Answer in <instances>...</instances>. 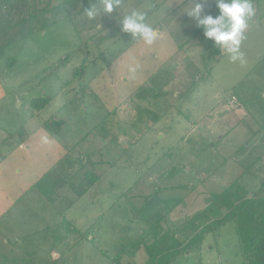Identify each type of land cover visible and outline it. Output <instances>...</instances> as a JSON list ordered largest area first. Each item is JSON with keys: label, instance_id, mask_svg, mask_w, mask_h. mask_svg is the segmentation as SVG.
<instances>
[{"label": "rangeland", "instance_id": "1", "mask_svg": "<svg viewBox=\"0 0 264 264\" xmlns=\"http://www.w3.org/2000/svg\"><path fill=\"white\" fill-rule=\"evenodd\" d=\"M28 2L29 7L17 6L38 9L37 0ZM90 2L98 0H53V10L28 27L32 35L0 58L4 264H110L117 230L126 225L133 227L131 238L138 242L123 263L144 264L142 244L155 237L149 228L166 212L162 207L145 218L134 215L131 189L146 176L170 193L193 189L210 195L239 184L249 192L250 207L264 212V0H251L254 15L241 43L243 64L231 62L222 50L216 58L207 55L213 42L204 34L179 51L197 25L185 14L176 15L177 0H124L122 10L155 5L148 22L159 32L151 47L121 32L116 12L90 20L84 11ZM181 3L182 11L187 0ZM2 8L4 16L7 9ZM215 10L216 0H208L205 12ZM19 17L13 14L16 22ZM10 58L15 65L8 64ZM137 64L130 78L128 69ZM148 85L167 98L152 99L147 89L150 103L140 101L136 94ZM37 97L52 101L34 116L31 101ZM47 120L53 126L60 123V132L47 129ZM105 125L113 145L102 151V160L112 165H105L99 180L80 195L91 183H85L84 174L94 171L92 162L102 153L97 142L91 145L85 137ZM23 139L28 143L19 147L15 140ZM175 168L172 179L160 180ZM49 170L61 185L53 203L30 190ZM89 229L90 237H84ZM175 264L251 263L237 224L230 221Z\"/></svg>", "mask_w": 264, "mask_h": 264}, {"label": "trees", "instance_id": "2", "mask_svg": "<svg viewBox=\"0 0 264 264\" xmlns=\"http://www.w3.org/2000/svg\"><path fill=\"white\" fill-rule=\"evenodd\" d=\"M37 3L39 5L38 9L29 12L27 9L21 7L24 5L29 7L28 0H0V58L5 56L8 48L17 45L25 37L31 36V24L38 21L41 17L48 15L49 11L53 10V0H37ZM2 7L7 9V13L4 16L2 15ZM15 12L21 17H19L20 20L18 22L13 19ZM217 14L218 10H215L212 15L216 16ZM28 27H30L29 32ZM188 34L183 43L179 45V51H183L184 45H187L195 37L202 35L203 30L196 27L194 30L189 31ZM220 51L212 43L208 48L207 55H212L213 58H216L220 55ZM8 61L9 65H15L16 63L15 58H10ZM196 72V70L193 72V76L196 75ZM75 74L77 75L78 72L76 71ZM147 89L152 91L154 95L152 99L161 100L162 98H167V94L157 89L155 85H148L147 87H141L136 94L140 101L146 100V102L150 103L145 95ZM51 101L52 97H37L32 99L31 107L34 116L47 108ZM152 125H154L153 122ZM45 126L51 131L60 132V123L53 126L47 120L45 121ZM148 129L144 132L146 133ZM96 131L99 132V135L95 133ZM96 131L88 134L85 137V142H90L91 145L97 142L96 144L99 146L97 150L107 153L113 145L110 144L113 142V139L111 138L109 126H101ZM25 140L15 141L21 147ZM91 148H94V146H91ZM103 152L99 155L100 159L97 162L94 161L95 159L92 162L95 168L94 171H88L84 174L83 178L85 179V183L88 181L91 183L87 184L83 191L78 192L80 195L88 192L90 187L99 180V172L105 171V165H109L108 167L112 165L102 160V157L104 158ZM88 154L91 153L87 152ZM177 172L178 170L175 168L174 172H170L160 180H170ZM55 175L51 173V170L47 171L30 190L36 189L52 203L55 202L56 192L60 185L58 177L54 178ZM146 177L148 178H143L142 181L140 180L141 183L138 180L131 189L132 193L130 198L133 203L131 208L134 215L145 218L152 212L154 213L158 209L161 210L160 208L162 207L166 212L149 228L155 237L150 242H144L142 244V253L145 257L144 264H175L182 255L185 256L201 247L208 233L215 232L220 225L230 221H235L237 224L240 244L246 258L251 264H264V212L259 211L257 207H250L252 201L247 198L249 192L242 185L233 184L222 193H213L210 195H199V192L193 189L190 192L188 190L189 186L182 187V189L188 190V192L182 191L181 193L173 191V193H170V188H167L169 189L167 191L163 187L157 188L155 183H149V176ZM146 187H148L147 192H145ZM161 194L163 197L159 198ZM183 203H186V207H188L184 211L180 206ZM178 208L182 211H179ZM200 208L202 210L197 215L192 218L189 217L185 221L181 220L183 216L190 215ZM132 228L131 225H126L120 226L117 230L116 246L113 250L115 255L110 257V264H124L123 261L127 257L129 249L137 244L138 240L131 238L132 232H134ZM90 232L91 229L82 235L84 237H90ZM0 264H4V262H0Z\"/></svg>", "mask_w": 264, "mask_h": 264}, {"label": "clouds", "instance_id": "3", "mask_svg": "<svg viewBox=\"0 0 264 264\" xmlns=\"http://www.w3.org/2000/svg\"><path fill=\"white\" fill-rule=\"evenodd\" d=\"M97 3L101 5L99 9L96 7ZM97 3L90 2V7L84 9L90 20H95L98 15L100 18L111 17L116 12L119 14L118 25L121 32L129 34L133 40L139 39L149 47L157 41L159 30L148 22L149 13L155 14V5L122 10L124 0H98ZM207 3L208 0H187L181 11V0H177L176 15L185 14L195 21L197 27L203 30L204 37L211 40L216 48L226 52L231 62L245 63L241 43L248 21L254 15L251 0H216V16L205 12ZM159 12L163 15L164 9ZM138 67V64L129 67L130 78H134Z\"/></svg>", "mask_w": 264, "mask_h": 264}, {"label": "crops", "instance_id": "4", "mask_svg": "<svg viewBox=\"0 0 264 264\" xmlns=\"http://www.w3.org/2000/svg\"><path fill=\"white\" fill-rule=\"evenodd\" d=\"M158 3H160V2H158ZM160 9H161V8H160ZM56 120H58V122H63V123L65 122V120H63V119H56ZM62 129H63V128H62ZM47 131H48V130H47ZM53 133H54V132H53ZM60 134H62V131H61ZM27 143H28V142L25 140V142H24V144H23L22 146L27 145ZM22 146H21V147H22ZM27 147H28V146H26L25 148L27 149ZM29 149H32V147H31V148L28 147V150H29Z\"/></svg>", "mask_w": 264, "mask_h": 264}, {"label": "water", "instance_id": "5", "mask_svg": "<svg viewBox=\"0 0 264 264\" xmlns=\"http://www.w3.org/2000/svg\"><path fill=\"white\" fill-rule=\"evenodd\" d=\"M27 149H28V147H27Z\"/></svg>", "mask_w": 264, "mask_h": 264}]
</instances>
